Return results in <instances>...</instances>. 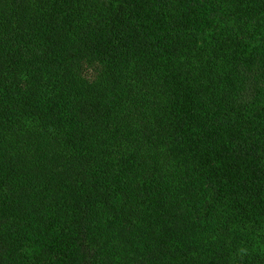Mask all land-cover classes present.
<instances>
[{"label": "trees", "instance_id": "16d2710c", "mask_svg": "<svg viewBox=\"0 0 264 264\" xmlns=\"http://www.w3.org/2000/svg\"><path fill=\"white\" fill-rule=\"evenodd\" d=\"M0 264H264V0H0Z\"/></svg>", "mask_w": 264, "mask_h": 264}]
</instances>
